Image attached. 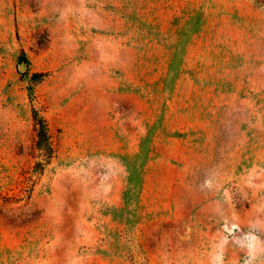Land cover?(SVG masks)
Wrapping results in <instances>:
<instances>
[{
    "label": "rangeland",
    "instance_id": "obj_1",
    "mask_svg": "<svg viewBox=\"0 0 264 264\" xmlns=\"http://www.w3.org/2000/svg\"><path fill=\"white\" fill-rule=\"evenodd\" d=\"M0 264H264V0H0Z\"/></svg>",
    "mask_w": 264,
    "mask_h": 264
},
{
    "label": "trees",
    "instance_id": "obj_2",
    "mask_svg": "<svg viewBox=\"0 0 264 264\" xmlns=\"http://www.w3.org/2000/svg\"><path fill=\"white\" fill-rule=\"evenodd\" d=\"M44 74L43 73H38L36 74V77H42ZM34 121L36 124L37 128V144L40 147L41 150H44V154L36 164L35 168L36 169H43L44 166V159H49L52 157L53 154V146H52V141H51V136H50V129H49V124L47 119L43 116L40 115L37 111L34 112Z\"/></svg>",
    "mask_w": 264,
    "mask_h": 264
},
{
    "label": "water",
    "instance_id": "obj_3",
    "mask_svg": "<svg viewBox=\"0 0 264 264\" xmlns=\"http://www.w3.org/2000/svg\"><path fill=\"white\" fill-rule=\"evenodd\" d=\"M24 67V66H23Z\"/></svg>",
    "mask_w": 264,
    "mask_h": 264
}]
</instances>
